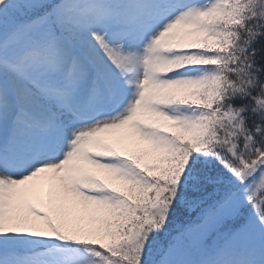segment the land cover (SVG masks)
Masks as SVG:
<instances>
[{
    "label": "snow or ice",
    "instance_id": "1",
    "mask_svg": "<svg viewBox=\"0 0 264 264\" xmlns=\"http://www.w3.org/2000/svg\"><path fill=\"white\" fill-rule=\"evenodd\" d=\"M0 264H264V0H0Z\"/></svg>",
    "mask_w": 264,
    "mask_h": 264
}]
</instances>
